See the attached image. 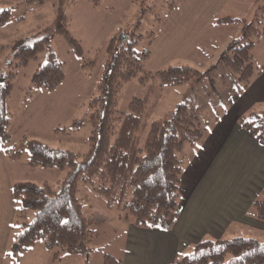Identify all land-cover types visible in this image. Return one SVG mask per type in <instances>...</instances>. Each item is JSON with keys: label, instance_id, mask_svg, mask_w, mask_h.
Returning a JSON list of instances; mask_svg holds the SVG:
<instances>
[{"label": "trees", "instance_id": "16d2710c", "mask_svg": "<svg viewBox=\"0 0 264 264\" xmlns=\"http://www.w3.org/2000/svg\"><path fill=\"white\" fill-rule=\"evenodd\" d=\"M29 1L41 3L43 0ZM64 1L58 0L56 20L48 33L39 37L23 36L11 43L8 71H0V145L7 152L12 136L9 132L11 115L5 102L12 92V79L17 68L45 52V61L31 74L27 94H31L32 87L54 90L65 77L63 61L51 48V40L59 36L81 58L83 70L90 72L79 40L69 30V18L61 9ZM89 1L93 5L99 3V0ZM174 6V0H167L164 16ZM9 19V8L0 7V25ZM161 19L159 17L158 23ZM215 19L229 25L241 23L240 34L233 35L235 37L228 41L218 62L205 71L186 63H169L155 72L146 70L144 61L149 55L148 45L157 31L147 36L146 46L142 48H136L141 34L136 37L114 35L108 40L98 95L92 99L93 111L86 118L92 123L90 148L86 152L48 145L25 136L21 139L19 148L10 152L11 157H18L25 147L29 165L57 168L64 174L56 187L46 181L38 183L27 179L13 183L11 196L19 205L15 214L22 229L10 247L12 258L38 240L50 249L59 247L68 253H90V242L95 233L91 218L83 213L77 197L80 180L91 183L94 190L105 196L107 207L122 209L125 216H132L133 223L139 227L169 229L174 225L181 209L182 167L178 153L183 144L193 145L203 138L205 129L198 116L200 106L186 98L177 102L166 116L149 122L148 96L133 97L127 109L119 112L115 109V95L125 82L135 77L142 83L150 81L152 90L155 82L158 85H179L191 80L193 85L210 75L212 82L220 85L217 92L221 95L227 74H234L236 82L233 87L236 89L231 91V96L244 89L256 71L251 50L258 41L264 44V0H253L247 15L226 14ZM73 124L83 125L84 119ZM60 128L54 127L53 131L62 130ZM26 208L34 210L30 220L25 219V214L31 212ZM251 209L264 220V191L253 201ZM105 263L119 264L120 260L105 255ZM171 264H264V241L251 235L205 238L194 243L187 253L175 257Z\"/></svg>", "mask_w": 264, "mask_h": 264}, {"label": "rangeland", "instance_id": "374dc122", "mask_svg": "<svg viewBox=\"0 0 264 264\" xmlns=\"http://www.w3.org/2000/svg\"><path fill=\"white\" fill-rule=\"evenodd\" d=\"M20 2L22 3L11 2L10 9L13 16L23 14L29 16V18L33 17L35 22L47 18L45 10L36 11L34 9L35 12L31 13L33 6H37V3L34 4L29 0ZM78 2L79 0H65L61 4V9L63 13H69L72 17L73 30L77 36L75 38L79 40L82 48L81 53L90 72L86 73L83 70L84 68H81V58L76 55L73 49L67 46L66 41L59 36H55L51 40V48L55 51L56 56L63 61L65 72L63 82L52 91H40V88L32 87L30 89L31 94H27L31 74L45 61V52L40 53L36 59H32L17 68L16 74L12 79L11 104L7 101L8 111L12 119V123L9 126L12 141L7 144L10 147L8 152L4 148L1 150L4 158L10 160L11 175L14 177V182L20 179H27L40 183L44 182L43 178L41 179L42 176L50 175L47 177L48 183L56 187V183L64 174L63 170L57 168L30 166L28 163L29 154L25 147L20 150L18 157H11L10 152L19 148V142L23 138V136H20L19 131L23 127H26L28 131L26 138L38 139L48 145L67 148L81 153L86 152L90 148L89 136L92 133V123L86 118L93 111V107L90 105L92 99L98 95L97 87L108 40L114 35L126 34L129 37H136L137 34H141L142 37L139 38L136 48L145 47L147 36L152 31H156L159 17L164 16L167 0H99L96 6H93L89 0H85L84 4L89 8L85 12L78 8ZM48 3L49 0H44L43 6L49 8ZM73 4H75L74 7H72ZM76 21H79V23H76ZM54 22L47 24L48 26H45L41 33L24 34L17 38L27 35L39 37L48 33L50 26ZM7 23L0 25V69L3 73L8 71L7 64L12 57L11 48L8 49L5 46V38L1 37L2 34L6 35L8 32V29H3L8 28L9 25ZM215 24H218V22L215 21ZM231 26L226 27L222 31L224 33L216 35L215 32L213 37H211L212 39L206 40V48L212 52V55L206 57L204 66H199L201 67L199 70L205 71L212 64L217 63L221 52L226 49L228 41L240 34L239 27L241 23H232ZM222 27L223 25L219 24L218 30L221 31ZM210 39L212 40L211 42ZM260 42L263 44L262 41ZM91 60L94 61L93 64H91ZM184 63L186 62H179V64ZM191 67L197 69L194 66ZM146 70L148 69L146 68ZM212 78L210 75H205L193 85L191 80L184 81L179 85H158L155 82L153 89L150 90V81L142 83L135 77L125 82L116 93L115 109L123 112L127 109L128 103L133 97L148 96L147 112L148 121L150 122L166 116L177 102L187 98L194 105L200 106L198 116L201 127L205 129L213 121L215 115L222 113L226 101L230 99L233 89H236L233 87L236 82L234 74H227V82L223 84L222 90L224 91L221 95L217 92V89H221L220 85L213 83ZM42 92H48L47 96L41 95L44 94ZM24 97H29L28 103L23 102ZM78 119H84V124L78 126L73 124ZM54 127H61L60 129L62 130L54 132ZM205 130L202 140L206 136ZM261 136H264V133ZM189 146L190 144L188 143L183 144L182 150L178 153L182 169L184 168L182 162L183 154ZM190 149L191 147H189L187 155H189ZM5 166V163H0V171H3ZM57 172H60V176L55 178L54 174ZM4 179L9 178L5 175ZM2 184L6 186L0 177V196L5 198L6 189ZM12 185L10 186L11 188ZM11 188L9 192H11ZM130 191L131 189L129 190V195ZM77 197L82 204L83 213L91 218L92 229L95 233L90 242L92 247L90 253L88 255H80L77 263L75 257H70L71 259L61 258L62 249L53 247L46 249L50 256L43 254L42 258H46L43 260V264H106L105 255H112L119 259V264H161L163 256L171 255L170 246L172 239L167 240V236L164 234L152 236L151 233H145L143 230L141 232L132 230L128 224V217L132 220V216L128 215L126 217L120 208L107 207L105 196L101 192L94 190L91 183L80 180L78 182ZM181 203H183V196L180 199V205ZM7 207H9V210L6 215L3 218L0 217V255L7 252V257L3 264H15L18 261L17 259H12L9 250L22 227L19 221L16 220L15 214L19 205L11 195L7 205H5V208ZM26 210H31V214H25V219L30 220L33 217L32 212L34 214V210L32 208H26ZM175 235L174 233L173 238ZM225 235L228 238L230 234ZM247 235H253L264 241V232ZM36 242L34 246H38L43 241L38 240ZM191 246L185 247L182 252L177 253L174 257L187 253ZM152 257L158 262L154 261Z\"/></svg>", "mask_w": 264, "mask_h": 264}, {"label": "crops", "instance_id": "0c3cea01", "mask_svg": "<svg viewBox=\"0 0 264 264\" xmlns=\"http://www.w3.org/2000/svg\"><path fill=\"white\" fill-rule=\"evenodd\" d=\"M20 1L25 2V0H0V7H8L11 17L7 23L8 28H3L8 29L7 34L1 36L5 38V46L8 49L20 35L41 33L43 28L48 26L47 24L56 20V0H49V8L43 6L44 0L37 3V6H33L32 14L35 12L34 9L47 12V18L37 22L33 17L29 18L23 14L12 15L11 2L22 3ZM84 1L78 2V8L82 12L89 10ZM252 1L174 0V8L163 16L157 25V35L149 45V55L144 62L145 68L155 72L169 63L186 62L200 69L199 66H204L206 57L212 55V52L206 48V40L213 37L215 32L216 35H220L224 33L222 31L226 27H232L218 21V24H215V18L226 14L247 15ZM74 6L75 4L72 5ZM66 15L69 18V30L73 36L77 37L73 30L72 17L69 13ZM219 24L223 25L221 31L218 30ZM263 45L258 41L251 50L256 71L246 87L240 89L234 96H230L222 113L215 115L213 121L205 128L204 139L199 143L190 144L189 155H187L189 147L183 154L184 168L180 180L183 203L174 225L170 229L143 228L135 225L127 215L128 224L132 230L137 232L143 230L145 233H151L152 236L164 234L167 240L172 239L171 255L163 256L161 264H171L177 253L205 238H225V234H230V237L264 232V220L259 219L255 211L251 209L253 201L264 191V136H261L264 133ZM39 90L45 91L42 88ZM42 93L44 94L41 95L47 96L48 92ZM28 99L29 97H24L23 102L28 103ZM7 101L11 104V95L5 102L9 110ZM19 134L27 137L26 127H23ZM2 148L0 145V163H5L7 168L4 167L3 171H0V177L6 184V186L2 184L6 189V197L0 196L1 218L9 210V207L5 208V205L11 195L10 186L14 182L10 160L4 158ZM5 175L9 179H4ZM54 175L57 178L60 172ZM49 176H42L41 179L49 182L47 180ZM174 233L176 235L173 238ZM46 249L50 248L43 243L38 246L33 244L12 259H17L18 262L15 264H43V260L46 259L42 258L43 254L50 256ZM6 255L7 252L0 255V264L4 263ZM60 255L61 258L66 259L75 257L78 263L82 254L63 251ZM152 259L154 260V257Z\"/></svg>", "mask_w": 264, "mask_h": 264}]
</instances>
